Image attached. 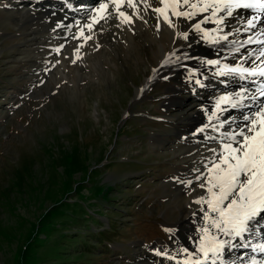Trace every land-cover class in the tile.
Here are the masks:
<instances>
[{
    "label": "rangeland",
    "instance_id": "1",
    "mask_svg": "<svg viewBox=\"0 0 264 264\" xmlns=\"http://www.w3.org/2000/svg\"><path fill=\"white\" fill-rule=\"evenodd\" d=\"M16 1L0 0V264H149L152 247L189 244L181 219L190 206L183 210L176 193L192 162L152 146L154 134L175 126L164 115L179 116L188 102L178 69L158 74L135 98L154 54L138 35L125 46L107 25L99 37L105 54L80 62L81 74L63 66L67 36L47 52L34 47L49 54L42 63L23 59L20 37L39 32L45 19L22 14L27 4ZM168 95L178 103L166 109Z\"/></svg>",
    "mask_w": 264,
    "mask_h": 264
},
{
    "label": "bare ground",
    "instance_id": "2",
    "mask_svg": "<svg viewBox=\"0 0 264 264\" xmlns=\"http://www.w3.org/2000/svg\"><path fill=\"white\" fill-rule=\"evenodd\" d=\"M31 1L32 0H27L28 4L32 6V9H37L35 5H31ZM98 1L108 2L109 7L106 12L111 15L114 14L115 17L112 18L110 15L107 20H100L99 15L97 17L93 14L97 2L94 3L93 7L82 8L86 7L85 2L83 0H77L72 3V9H69L72 12L71 17L73 19L70 21L67 29L64 25L60 24L63 22L62 18L54 16L57 13H63L66 9L58 0H35L36 3L47 5L43 6L44 9L50 11L53 16L28 8L24 10L25 13L19 12L22 11V9L14 11L18 14H27L31 11L32 17H34L33 14H41L42 18L45 19V22H39L38 24V27L41 28L39 32L31 31L28 33L27 31L20 37L21 46L23 47H21L18 54L20 53L19 55H21V57L23 56V59L29 58L33 61L39 60V62L42 63L49 54L42 55L38 53L39 50L37 47L36 49L34 47L40 46L42 52H47L48 49L56 47L60 36L63 35L66 37V33L69 32V36H67V38L70 37V42L67 46L68 54H66V51L64 54L62 53L61 60L62 63L65 64L63 66L66 67V71L70 69V71L75 70V72L80 73L79 68L81 69L82 67L77 66L78 64L80 66V62L84 61L89 63V60L92 59L100 60L102 55L105 54L104 51L100 50L99 37H101V33H103L104 36L107 35L105 31L107 29L105 26L107 25L118 31V34L123 37L121 39L125 46L133 45V36L138 35L143 41L149 43V47L154 54L155 62L150 65L151 74L150 76L148 75L149 77L147 76L142 87L137 88L135 98H139L143 95L144 90L150 87L151 81L157 79L156 76L158 74L165 70L170 72L172 70L175 72L176 69H178V71H176L177 77L175 81L181 83L186 89L183 91L182 98L189 96L187 98L188 102L185 103L183 99L185 104L178 106L177 109L181 112L179 116L164 115L165 120L170 123H168V125H175L170 126V131L173 135L169 136V130V133L165 131L164 133L154 134L152 146L164 145V150L171 154V160L176 163L179 162V164H182L186 163V161L189 163L192 162L191 165L194 168L193 175H189L188 180H184L183 182L180 181L181 185L177 188L176 197L179 199V202H181L183 210L186 211L187 207L190 206L188 214L185 216L182 215L183 217L181 220L182 222H186L190 229V232H188L191 236V242L187 249L193 252L204 235L201 229L210 227L209 221L204 218V213L201 211V208H206L207 205L200 204L198 206V204L193 201L201 196L208 198L206 190L199 187L202 181L197 180L196 177L201 173L205 176L208 175L206 164L213 158V152L211 150H219L223 134L226 131L236 129L238 124L242 125L244 123L243 116L246 115L242 110L229 111L230 114L233 113V116L226 115V117L228 116L227 119H225L226 117L220 116L215 122H208L209 125L214 127V130H209L205 127L202 128L204 124H208L207 121L211 117L219 114V109L213 105L214 98L225 91L240 90L233 79L216 75V72L210 68L212 64H210L209 61H225L231 58V54H233L237 48H240L239 54L233 59L234 63H244L253 67L264 66V57L257 59L260 54L257 52L260 51V48L254 49L251 48V46L245 45V41H247L249 37H251L252 40L259 38L264 39V35L260 34L264 29H261L260 23L257 22L256 28L245 31V22L253 15L243 16V9H233L232 17H227L224 12L218 13V16L225 17L223 23H217V17H212L211 20L202 23L201 29L197 30L194 25L202 20L203 17L211 15V9L208 12L201 13L199 12V8L193 10L196 11L198 15L194 16L192 19L171 17L175 26L170 27L164 22L163 17H159L158 19V14L153 11L154 7L163 6L158 3V0H133V2L137 4L136 9L127 7V0H124L120 7V11H124L127 15H130L132 17V22L121 23L122 18H118L117 13L114 11L115 5L112 4L110 0ZM171 2L172 0H169L170 5ZM213 2H215V0H190V3H197L198 5L201 3ZM60 7L63 9H60ZM39 8H41V6H39ZM102 11L105 12L104 10ZM28 16V18H30L31 15ZM93 17H96L98 20L95 24H93ZM89 24H92L91 31L87 27ZM81 32H83V35H81ZM184 32L188 34L187 39L182 35ZM118 34L116 35L117 38ZM89 36L91 39H86V37ZM64 46H66V42H64ZM249 53H251V56L248 55ZM165 61H167V63H165ZM59 72L62 71L59 70ZM196 81H199V83H196ZM193 90H195L193 93L197 92L195 96L191 94ZM191 97H194V99H191ZM176 100V97H170L168 95L165 97L163 105L166 106L167 109L169 106L171 107L172 104L178 103ZM246 108L248 109V107L244 109ZM222 123L223 127H221ZM229 125H231L230 128ZM196 128H202V132H196ZM189 185H192L193 193L191 192V195L186 196L184 195V187L186 186L187 188ZM210 215L215 214L210 213ZM256 227L258 230L255 232V235L251 237L253 246L264 244V236L261 235L260 231V229H264V220ZM211 232L218 237L224 236L223 234L217 233L215 229H211ZM192 242L194 243L191 245ZM152 248L155 252L157 251V255L163 258L167 257L168 259L169 256L174 257V259L169 258L171 261H167L166 264L170 262L174 264H183V261L187 258V253L185 252L177 255L180 250L179 246H176L175 253L171 251L166 252L162 249L157 250V247ZM184 249L186 248L183 246L182 250L184 251ZM162 253H168V255H163ZM244 253L247 254L244 255ZM256 256H259V254H254L252 248H227L224 255L220 258V264H242V260L243 264H250L252 259ZM207 264H212L211 260H209Z\"/></svg>",
    "mask_w": 264,
    "mask_h": 264
},
{
    "label": "snow or ice",
    "instance_id": "3",
    "mask_svg": "<svg viewBox=\"0 0 264 264\" xmlns=\"http://www.w3.org/2000/svg\"><path fill=\"white\" fill-rule=\"evenodd\" d=\"M110 2L115 5L114 11L118 18H122L121 23L132 22L130 15L120 11L123 0H110ZM158 3L163 6L154 7L153 11L158 14V19L163 17L164 22L170 27L175 26L171 17L192 19L198 15L193 10L199 8L201 13L211 9V15L203 17L194 25L197 30L201 29L202 23L211 20L212 17H217V23H223L225 17L218 16V13L224 12L227 17H232L233 9L257 10L261 15H253L247 19L244 30L256 28L257 22L260 23L261 29H264V0H215L213 3H201L199 5L190 3V0H172L171 5L169 0H158ZM108 7V2H100L97 12L105 11V14L99 17L100 20H107L110 17L111 14L106 12ZM127 7L136 9L137 4L133 0H127ZM92 19L93 24L98 22L96 17ZM87 27L91 31L92 24L87 25ZM260 34L264 35V31ZM182 35L187 39V32L182 33ZM86 39H91V37H86ZM252 42L251 37L245 41V43ZM57 51L59 52V49ZM260 57H264V51L260 52L257 59ZM209 63L218 62L209 61ZM238 70L256 75V70L231 69L233 72ZM259 75L264 77V69L260 70ZM261 95H264V91L261 92ZM223 99L227 100L228 98ZM236 106L233 105V107ZM243 121L244 123L238 124L236 129L226 131L223 134L219 150H211L213 158L206 164L208 175L205 176L201 173L196 177L197 180L202 181L199 187L206 190L208 198L201 196L194 202L207 205L206 208L202 207L201 211L204 213V218L209 221L210 227L201 229L204 235L195 251L190 252L188 249H184L187 258L183 264H207L209 260L212 264H216L225 245L229 249L233 247L252 248L253 251L264 253V244L253 246L251 241V237L258 230L256 226H259L264 220V102H261L255 112L250 111L244 115ZM221 127H223V123ZM230 127L231 125H229ZM210 213L215 215H210ZM211 229H215L217 233L224 236H230L231 241L219 239L217 235L211 232ZM260 231L261 235L264 236V229H260ZM162 254L168 255V253ZM246 254L244 253V255ZM169 258L174 259L171 256ZM252 264H258L255 258L252 259Z\"/></svg>",
    "mask_w": 264,
    "mask_h": 264
}]
</instances>
